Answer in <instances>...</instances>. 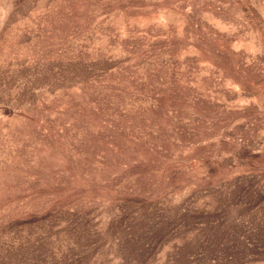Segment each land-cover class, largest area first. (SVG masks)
Wrapping results in <instances>:
<instances>
[{"label":"rangeland","instance_id":"rangeland-1","mask_svg":"<svg viewBox=\"0 0 264 264\" xmlns=\"http://www.w3.org/2000/svg\"><path fill=\"white\" fill-rule=\"evenodd\" d=\"M0 264H264V0H0Z\"/></svg>","mask_w":264,"mask_h":264}]
</instances>
